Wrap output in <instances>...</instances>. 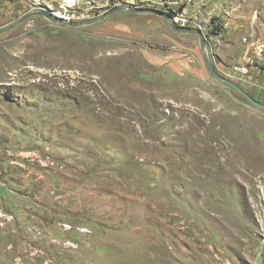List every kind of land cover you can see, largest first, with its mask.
Returning <instances> with one entry per match:
<instances>
[{
    "label": "rangeland",
    "instance_id": "1",
    "mask_svg": "<svg viewBox=\"0 0 264 264\" xmlns=\"http://www.w3.org/2000/svg\"><path fill=\"white\" fill-rule=\"evenodd\" d=\"M61 5L0 0V28ZM143 6L264 104V0ZM0 264H264V112L159 16L26 20L0 36Z\"/></svg>",
    "mask_w": 264,
    "mask_h": 264
},
{
    "label": "water",
    "instance_id": "2",
    "mask_svg": "<svg viewBox=\"0 0 264 264\" xmlns=\"http://www.w3.org/2000/svg\"><path fill=\"white\" fill-rule=\"evenodd\" d=\"M127 12L130 14H150V15H155V16H159L161 18H163L164 20L167 21V23L169 24L170 28L176 32L177 34H184V35H191V36H195L198 39L199 42V48H200V53L201 56L203 58L204 64L206 66V69L208 71L209 76L217 83L228 87L232 90H234L235 92H237L250 106H252L253 108H256L259 111L264 112V104H261L259 102H257L256 100H254L248 93H246L242 88H240L239 86H237L236 84H234L233 82L226 80L224 77H222L221 75H219L215 69L213 68L211 61L208 57L207 51H206V40L205 37L202 33V31L200 29H195V28H190V27H184V26H179L174 22V19L172 17V15L156 10V9H151V8H129L126 6H117V7H113L108 9L107 11H105L102 15L97 16L95 18L86 20V21H82V22H66L63 21L61 19H58L56 17H53L49 12L47 11H33V12H29L23 16H21L20 18H18L17 20L13 21L12 23H10L9 25L0 28V36L13 30L15 27H17L18 25L22 24L23 22H25L26 20L33 18V17H42L45 18L46 20H48L49 22L59 25V26H63V27H68V28H83V27H87V26H92L94 24H97L101 21H103L104 19H106L108 16L116 13V12Z\"/></svg>",
    "mask_w": 264,
    "mask_h": 264
},
{
    "label": "built area",
    "instance_id": "3",
    "mask_svg": "<svg viewBox=\"0 0 264 264\" xmlns=\"http://www.w3.org/2000/svg\"><path fill=\"white\" fill-rule=\"evenodd\" d=\"M145 1L146 0H114L116 6H126L129 8H143ZM74 7L75 5L71 6V4L63 2V5H61L60 8H44L42 11H47L53 17H56L66 22H82L89 19V15H87L86 13H76V11L73 9ZM173 19L175 23L178 20L174 17Z\"/></svg>",
    "mask_w": 264,
    "mask_h": 264
},
{
    "label": "bare ground",
    "instance_id": "4",
    "mask_svg": "<svg viewBox=\"0 0 264 264\" xmlns=\"http://www.w3.org/2000/svg\"><path fill=\"white\" fill-rule=\"evenodd\" d=\"M63 2H66L65 0H62ZM67 3V2H66ZM69 4H71V6H73L74 5V3H72V2H69Z\"/></svg>",
    "mask_w": 264,
    "mask_h": 264
}]
</instances>
